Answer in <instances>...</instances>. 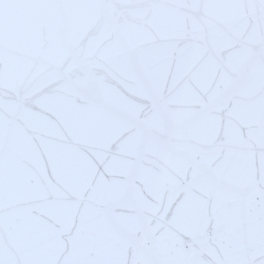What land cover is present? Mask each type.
<instances>
[{"label":"snow or ice","instance_id":"6c2138e0","mask_svg":"<svg viewBox=\"0 0 264 264\" xmlns=\"http://www.w3.org/2000/svg\"><path fill=\"white\" fill-rule=\"evenodd\" d=\"M0 264H264V0H0Z\"/></svg>","mask_w":264,"mask_h":264}]
</instances>
